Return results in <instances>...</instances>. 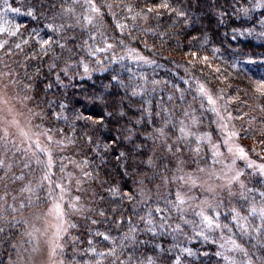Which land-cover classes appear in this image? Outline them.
<instances>
[{
	"label": "trees",
	"instance_id": "trees-1",
	"mask_svg": "<svg viewBox=\"0 0 264 264\" xmlns=\"http://www.w3.org/2000/svg\"><path fill=\"white\" fill-rule=\"evenodd\" d=\"M134 48L151 62L128 60ZM0 70L31 94L36 126L68 143L55 173L70 159L88 173L87 209L67 210L64 264H229L221 237L264 264V176L240 169L244 191L219 206L213 235L172 182L199 83L237 116L242 154L264 161V0H0ZM2 149L0 264H15L19 214L46 199L36 166Z\"/></svg>",
	"mask_w": 264,
	"mask_h": 264
},
{
	"label": "rangeland",
	"instance_id": "rangeland-1",
	"mask_svg": "<svg viewBox=\"0 0 264 264\" xmlns=\"http://www.w3.org/2000/svg\"><path fill=\"white\" fill-rule=\"evenodd\" d=\"M126 56L130 61L151 62L136 48L128 50ZM196 89V95L190 96L194 114L186 118L179 136L173 139L184 158L179 159L181 165L172 182L179 204L191 208V214L204 225L201 229L213 235L217 230L216 211L223 208L219 206L236 200L244 191L240 169L246 167L264 176V161L242 154L244 151L235 141L237 116L226 108L219 94L200 83ZM38 115L31 106V94L21 96L7 73L0 70V148H5L1 152L4 150L3 157L16 153L36 166L34 191H43L46 199L42 208L19 214V220L25 223V234L17 245L14 263L64 264L62 251L70 225L67 210L87 209L88 173L72 159L61 165V173H55V155H62L68 143L55 132L36 126ZM201 118L205 125L200 123ZM187 146L192 153L186 156ZM166 147L168 151L171 146ZM180 147L187 149L179 150ZM260 155L263 157L264 152ZM220 242V251L229 264H248L241 256L242 249L229 238L221 237Z\"/></svg>",
	"mask_w": 264,
	"mask_h": 264
},
{
	"label": "clouds",
	"instance_id": "clouds-1",
	"mask_svg": "<svg viewBox=\"0 0 264 264\" xmlns=\"http://www.w3.org/2000/svg\"><path fill=\"white\" fill-rule=\"evenodd\" d=\"M74 104L76 106H81L83 104V102L81 100L77 99L76 101H74ZM86 114L92 115L93 117H95L98 120L103 119L102 110H100V109H95V108L90 107ZM107 138L112 139L111 137H107ZM114 155H115V153H114ZM125 190L127 191L129 189L126 187Z\"/></svg>",
	"mask_w": 264,
	"mask_h": 264
},
{
	"label": "snow or ice",
	"instance_id": "snow-or-ice-1",
	"mask_svg": "<svg viewBox=\"0 0 264 264\" xmlns=\"http://www.w3.org/2000/svg\"><path fill=\"white\" fill-rule=\"evenodd\" d=\"M262 87H264V86H262Z\"/></svg>",
	"mask_w": 264,
	"mask_h": 264
}]
</instances>
